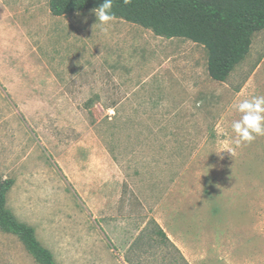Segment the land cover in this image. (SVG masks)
I'll list each match as a JSON object with an SVG mask.
<instances>
[{"label": "rangeland", "instance_id": "obj_1", "mask_svg": "<svg viewBox=\"0 0 264 264\" xmlns=\"http://www.w3.org/2000/svg\"><path fill=\"white\" fill-rule=\"evenodd\" d=\"M50 2L0 0L7 208L57 264H178L155 220L193 264H264V136L237 145L232 130L236 106L264 96V30L219 82L202 44L122 19L102 27L93 10L56 17ZM99 195L103 210L149 220L147 256L95 233ZM0 264L38 263L0 229Z\"/></svg>", "mask_w": 264, "mask_h": 264}, {"label": "trees", "instance_id": "obj_2", "mask_svg": "<svg viewBox=\"0 0 264 264\" xmlns=\"http://www.w3.org/2000/svg\"><path fill=\"white\" fill-rule=\"evenodd\" d=\"M103 0H51L56 17L93 10ZM115 19L139 25L164 38H185L209 52L210 76L224 82L249 52L251 37L264 30V0H114ZM14 180L0 181V229L16 236L38 264H57L37 239L33 227L20 223L7 208ZM155 223V222H154ZM158 234L173 245L155 223Z\"/></svg>", "mask_w": 264, "mask_h": 264}, {"label": "crops", "instance_id": "obj_3", "mask_svg": "<svg viewBox=\"0 0 264 264\" xmlns=\"http://www.w3.org/2000/svg\"><path fill=\"white\" fill-rule=\"evenodd\" d=\"M116 197L117 199H119L120 195H116ZM98 200L99 204L96 203V206H98V208H94L92 211L94 226L96 229L95 233H97L98 231L102 233L103 228V233L107 235V237L117 248V251L119 250L122 256L130 253L138 258V260H141L142 258L147 256V250L149 249V246H147L148 241L144 239L142 235L144 234V229L147 227L149 220L144 221V223H142V226L139 227L141 225V222L139 221L140 216L137 215L135 211H130L129 209L128 217L117 211L115 214H112V208L111 210L102 209L101 195L98 196ZM106 217L108 219V224L104 225L101 219ZM155 221V223L164 231L158 220ZM170 241L173 244L172 248H174L176 254H178L177 263L193 264L195 256L189 244L183 241L175 233L173 234V237L172 239H170ZM125 243L127 245H125ZM112 250L113 249H111L110 251ZM134 262L138 263L137 260ZM127 264H131V262H128Z\"/></svg>", "mask_w": 264, "mask_h": 264}, {"label": "clouds", "instance_id": "obj_4", "mask_svg": "<svg viewBox=\"0 0 264 264\" xmlns=\"http://www.w3.org/2000/svg\"><path fill=\"white\" fill-rule=\"evenodd\" d=\"M114 0H103L99 7L93 9L97 22L102 27L115 19L112 11ZM126 4L131 0H124ZM96 22V23H97ZM240 119L233 121L232 130L238 137L236 144L251 143L258 136H264V96H253L241 101L237 106ZM231 152V149H226Z\"/></svg>", "mask_w": 264, "mask_h": 264}, {"label": "built area", "instance_id": "obj_5", "mask_svg": "<svg viewBox=\"0 0 264 264\" xmlns=\"http://www.w3.org/2000/svg\"><path fill=\"white\" fill-rule=\"evenodd\" d=\"M112 113V112H111Z\"/></svg>", "mask_w": 264, "mask_h": 264}]
</instances>
